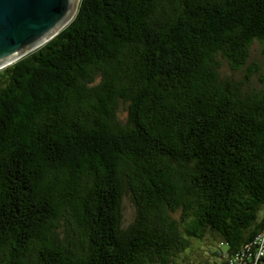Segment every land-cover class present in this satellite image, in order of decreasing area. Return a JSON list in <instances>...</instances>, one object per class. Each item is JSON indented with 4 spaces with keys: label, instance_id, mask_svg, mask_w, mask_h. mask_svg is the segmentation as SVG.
<instances>
[{
    "label": "trees",
    "instance_id": "obj_1",
    "mask_svg": "<svg viewBox=\"0 0 264 264\" xmlns=\"http://www.w3.org/2000/svg\"><path fill=\"white\" fill-rule=\"evenodd\" d=\"M256 43L264 0H80L0 70V264H228L264 228V81L224 73Z\"/></svg>",
    "mask_w": 264,
    "mask_h": 264
},
{
    "label": "water",
    "instance_id": "obj_2",
    "mask_svg": "<svg viewBox=\"0 0 264 264\" xmlns=\"http://www.w3.org/2000/svg\"><path fill=\"white\" fill-rule=\"evenodd\" d=\"M77 4L78 0H0V69L57 35L75 16Z\"/></svg>",
    "mask_w": 264,
    "mask_h": 264
},
{
    "label": "rangeland",
    "instance_id": "obj_3",
    "mask_svg": "<svg viewBox=\"0 0 264 264\" xmlns=\"http://www.w3.org/2000/svg\"><path fill=\"white\" fill-rule=\"evenodd\" d=\"M79 2L80 0L78 1L74 15L76 14V11L78 9ZM33 50L29 51L28 53L32 52ZM28 53H26L25 55H27ZM13 63H10L4 66L3 68ZM254 67V73L249 78H247L246 76L250 73L252 69H254ZM224 73L233 76L237 80L245 82L244 86L247 89L253 90L259 88L262 82L264 81V58L261 54L260 46L257 43L253 46L252 56L249 60L248 66H246L244 69L236 71H232L228 67H225ZM120 114L122 116L125 115L124 107L122 105L120 108ZM122 213L123 221L125 224L129 223L134 217L135 208L129 197H125L123 200ZM208 238L209 239H206L204 242L198 243V241H195L193 243V248L189 250L187 254L182 255L184 259L181 262H186L187 264H206V261H208L209 259L211 260V257H213L212 250H215V248L213 247L215 241L212 239L211 236H209Z\"/></svg>",
    "mask_w": 264,
    "mask_h": 264
},
{
    "label": "built area",
    "instance_id": "obj_4",
    "mask_svg": "<svg viewBox=\"0 0 264 264\" xmlns=\"http://www.w3.org/2000/svg\"><path fill=\"white\" fill-rule=\"evenodd\" d=\"M264 258V228L253 240L227 258L228 264H263Z\"/></svg>",
    "mask_w": 264,
    "mask_h": 264
},
{
    "label": "bare ground",
    "instance_id": "obj_5",
    "mask_svg": "<svg viewBox=\"0 0 264 264\" xmlns=\"http://www.w3.org/2000/svg\"><path fill=\"white\" fill-rule=\"evenodd\" d=\"M78 1H79V0H78ZM12 61H13V60H12ZM12 61H10V62H8V63H6V64H9V63H11ZM12 63H13V62H12ZM6 64H5V65H6ZM3 66H4V65H3Z\"/></svg>",
    "mask_w": 264,
    "mask_h": 264
}]
</instances>
